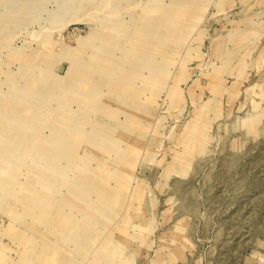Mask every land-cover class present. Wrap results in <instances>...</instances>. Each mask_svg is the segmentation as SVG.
Returning a JSON list of instances; mask_svg holds the SVG:
<instances>
[{"label": "rangeland", "instance_id": "rangeland-1", "mask_svg": "<svg viewBox=\"0 0 264 264\" xmlns=\"http://www.w3.org/2000/svg\"><path fill=\"white\" fill-rule=\"evenodd\" d=\"M2 149L0 264H264V0H0Z\"/></svg>", "mask_w": 264, "mask_h": 264}, {"label": "bare ground", "instance_id": "bare-ground-1", "mask_svg": "<svg viewBox=\"0 0 264 264\" xmlns=\"http://www.w3.org/2000/svg\"><path fill=\"white\" fill-rule=\"evenodd\" d=\"M99 69V68H98ZM97 69V71H98ZM101 69V68H100ZM105 71V70H104ZM87 74H89V72H86ZM161 73H164V71H162ZM160 73V74H161ZM44 75V74H43ZM101 75V74H100ZM45 76V75H44ZM84 78L86 79H92V77L84 75ZM103 76V75H101ZM111 76V75H110ZM105 77V76H104ZM43 77H39L37 80H32V84L30 85V87L28 88L27 92L25 93V99H22V101L26 100L27 98H31L29 97L30 93H35V92H39L42 95L46 96L44 93V89L45 87H43V81H42ZM50 80L52 79V76L49 77ZM111 78V77H110ZM108 78V79H110ZM46 79V78H44ZM131 77H127L126 79H123L122 82L120 83V86H126L125 83H127V80H130ZM73 86L75 84V82L71 83ZM70 86V87H71ZM32 93V94H33ZM46 94H49V92H46ZM94 97H92L94 99H96V96L93 94ZM68 97V96H67ZM70 98V97H69ZM83 102H87V101H83ZM19 103H21V100H19ZM10 107L6 106L7 109L10 112V117L13 121V124L11 125V127H15L17 130H19L20 128V124L17 121V119L15 118L14 114L16 111V106H12L10 105ZM41 107H37L36 105L33 106L31 109L33 112L36 111H41L45 106L40 105ZM80 122L79 121H74L70 116H66L65 119H61L60 121V127L58 128V132L54 135V139H55V145H44V148L42 149L43 151H47L46 149H49V152H42L38 157L39 158H43L48 155V158H45L48 162L44 163L43 161H37V170L40 171V175L42 176L41 178H38L34 181H39L41 182L42 180L45 182L46 185H49L52 189L57 190L59 183H56V179L54 177L57 176L56 170L58 171L59 169H61L62 165L60 164V161H67L69 163H71V159L73 157H77L76 153H77V146L75 145V141H80V142H86V141H92L93 143L100 145V146H105L107 147L109 145V142L106 138L100 137L98 135H96L95 137H89L86 136L87 133H82L80 132V130L77 128V124ZM65 128V129H64ZM9 132L11 131V129L8 130ZM102 133V131H101ZM104 136V135H103ZM109 147V146H108ZM3 154H0L1 156H3L5 159L10 160L12 158V156H10L9 154H7L5 152L4 149H2ZM62 152V153H61ZM79 168V167H78ZM77 168V169H78ZM79 174H78V178L82 179L85 183L86 180L84 177L87 176L86 172L83 170H80V168L78 169ZM85 172V175H84ZM61 180H64V177L61 176ZM32 185V184H31ZM79 185H81V182L79 183ZM107 192V191H106ZM105 192V193H106ZM106 201L103 202V206H108V205H112L114 204V200L116 199L115 196L106 193ZM42 207L44 208L43 211L41 212L42 214H47V210H49L50 208L47 206V204H43ZM47 209V210H46ZM67 227L69 229H71L68 232H65V235L63 236L64 238H66V236L71 235L72 233L77 234L78 231L81 233L83 231H86L87 228L86 227H81V228H77L76 225L70 221H67ZM94 226L90 225L88 226V230H94ZM79 235V233H78Z\"/></svg>", "mask_w": 264, "mask_h": 264}]
</instances>
